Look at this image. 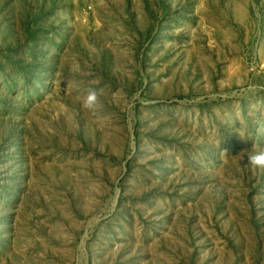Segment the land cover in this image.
Here are the masks:
<instances>
[{"label": "rangeland", "instance_id": "1", "mask_svg": "<svg viewBox=\"0 0 264 264\" xmlns=\"http://www.w3.org/2000/svg\"><path fill=\"white\" fill-rule=\"evenodd\" d=\"M257 145L264 0H0V264H264Z\"/></svg>", "mask_w": 264, "mask_h": 264}, {"label": "clouds", "instance_id": "2", "mask_svg": "<svg viewBox=\"0 0 264 264\" xmlns=\"http://www.w3.org/2000/svg\"><path fill=\"white\" fill-rule=\"evenodd\" d=\"M99 93L96 89H89L84 100L83 106L89 110H94L98 106ZM248 164L254 173L264 171V146H254V150L249 153Z\"/></svg>", "mask_w": 264, "mask_h": 264}]
</instances>
